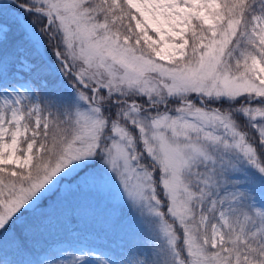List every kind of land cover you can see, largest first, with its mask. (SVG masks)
<instances>
[{"label": "snow or ice", "instance_id": "6c2138e0", "mask_svg": "<svg viewBox=\"0 0 264 264\" xmlns=\"http://www.w3.org/2000/svg\"><path fill=\"white\" fill-rule=\"evenodd\" d=\"M0 264H264V0H0Z\"/></svg>", "mask_w": 264, "mask_h": 264}]
</instances>
